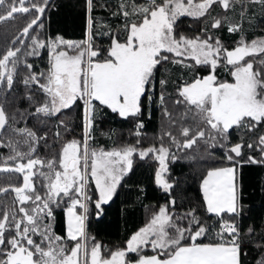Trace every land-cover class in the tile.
Here are the masks:
<instances>
[{
  "label": "snow or ice",
  "instance_id": "snow-or-ice-1",
  "mask_svg": "<svg viewBox=\"0 0 264 264\" xmlns=\"http://www.w3.org/2000/svg\"><path fill=\"white\" fill-rule=\"evenodd\" d=\"M243 2L118 0L112 16L122 23L113 27L98 25L94 0H85L84 38L75 40L60 35L41 39L39 33L30 36L34 26L43 28L49 0H0V22L18 14L30 17L11 46L0 51V86L11 91L22 84L23 98L34 109L17 110L21 118L54 117L82 106V139L63 140L58 128L55 136L63 142L48 158L38 154L47 133L41 136L31 128L16 127V114L9 116L0 104V132L9 134L7 140L0 138V147L9 149V155H0V172L21 178L17 184L0 187V195L14 194L11 204L3 205L0 212V264H243L245 243L264 248V241H254L255 228L249 226L242 233L239 223L245 208L243 168L264 166V133L247 143L243 136L239 142L231 140L232 130L255 133L264 126V36L248 41L241 34L234 44L226 45L206 28L194 36L178 31L181 17L206 18L215 4L229 10ZM249 2L264 6V0ZM225 25L229 33L242 32V25L227 17L211 20L213 29ZM22 37H30L23 56H40L43 50L46 69L36 71L22 58ZM97 37H106L109 43L101 46ZM169 63L193 73L176 85L171 101L184 110L180 113L182 140L167 131L159 145L141 147L143 116L146 111L151 115L153 103H159L173 125L177 123L165 94L167 79L158 81L161 90L156 95L158 66ZM197 68L207 74L200 75ZM221 68L230 79L218 77ZM103 108L134 121V144L92 147L97 112ZM188 120L191 124L186 126L183 122ZM59 125L65 132L70 130L64 120ZM164 136L179 149H190L203 140L223 150L220 166L210 167L201 176V211L197 207L182 213L173 210L175 184L167 174L169 160L176 157L163 143ZM253 151L259 155H252ZM134 156L141 160L151 156L158 162L154 182L169 199L123 246L108 249L87 232L89 207L94 205L97 216L103 214L102 206L132 171ZM58 208L64 213V235L54 228ZM257 264H264V257Z\"/></svg>",
  "mask_w": 264,
  "mask_h": 264
},
{
  "label": "trees",
  "instance_id": "trees-1",
  "mask_svg": "<svg viewBox=\"0 0 264 264\" xmlns=\"http://www.w3.org/2000/svg\"><path fill=\"white\" fill-rule=\"evenodd\" d=\"M118 0H94L96 7L93 10V16L97 18V24H110L113 27L119 26L122 21L112 16L115 5ZM143 3L144 0H137ZM104 4L105 7H100ZM111 5L112 7H109ZM244 16L241 18V10ZM85 0H49V7L46 9L42 17L43 28L34 26L30 30V36L39 33L40 38L44 36L55 37L63 36L65 39H83L85 33ZM227 17L229 20L242 25V32L229 33L227 26L218 29L211 28L212 18ZM30 19L27 15H17L14 19L6 22H0V51L6 50L11 46L14 38L20 33L21 29ZM208 29L209 33L214 37H219L226 45H232L240 39L241 34L245 39L251 41L258 37L264 36V6L260 4L250 3L244 0L243 4L236 3L229 10H224L219 4L213 5L206 18L181 17L178 21V31L187 35L194 36L201 32L202 29ZM96 43L106 46L109 41L106 37H97ZM30 44V37H26L25 45L22 47V58L28 63H32L34 70L42 71L47 68V54L43 50L40 56H23V51H27L26 45ZM19 46V45H18ZM23 69H21V73ZM196 72L200 75L207 74L203 68H197ZM193 73L190 70L183 69L179 65L171 63L158 66L156 72V95L161 90L158 81L167 79L165 94L168 101L169 110L173 113V119L177 121L173 125L167 118L163 116L162 108L158 102L150 106L151 115L145 112L143 120L145 127L142 130L141 147L149 145H159L160 137L168 130L174 136L182 140L179 134H175L171 129L173 127L180 128V113L183 108L177 109L171 103L175 98L176 85L183 80L190 79ZM217 75L220 79H230L225 69H218ZM24 86L17 84L14 90L5 91L0 87V104H3L9 116L16 114V127H28L43 136L47 133V140L41 142L38 154L42 157L51 158V156L59 151L63 141L55 136V132L59 128L63 140L72 138L82 139V106L79 104L70 110H64L62 113L54 117H35L25 116L21 118L18 111L23 112L25 109L34 111L29 107L28 100L24 99ZM168 94H172L169 96ZM40 99L39 94L36 95ZM98 109L100 106L97 105ZM64 120L68 128V132L59 125V121ZM43 121V122H42ZM169 123V125H166ZM183 123L191 124V121ZM134 131V121L131 119L124 120L119 118L107 108L98 110L95 126L93 129L92 147H111L136 142V137L131 135ZM108 135H105V134ZM260 133H264V126L259 127L255 133H249L244 130H232L231 140L233 143L239 142V137L243 136L245 142L255 139ZM8 133H1L0 138L8 139ZM15 138V137H13ZM169 138L164 136L163 143L170 147ZM173 149V148H172ZM178 156L168 162V177L174 182L175 187L171 195L177 200V204L173 209L177 213L191 208L197 207L201 202V194L199 184L202 174L207 169L214 166H220L218 161L223 155V150L217 146L212 148L205 144L203 140L198 141L190 149H179ZM245 153H248L245 148ZM258 156L259 153L253 151L251 153ZM0 155L6 157L9 155V149L0 147ZM176 156V155H175ZM158 167L151 156L141 160L138 156H134V165L121 181L113 198L102 206L103 214L97 216L94 205L90 204L89 216L87 220V232L89 236H94L95 240L105 245L108 249H114L123 246L125 241L140 227L144 226L150 219L153 212L158 210V206L168 202L169 194L165 193L154 182V172ZM21 178L16 173H0V187H8L12 184L19 183ZM243 203L245 205L243 216L240 218L241 231L246 232L249 226L255 228L256 236L254 241H264V166L246 165L243 168ZM13 193L9 192L0 197V212L3 205H10ZM64 213L62 209H56V219L54 223L55 231L64 235ZM247 240V237L245 238ZM243 264H257V261L264 257V248H256L252 243H245ZM150 254V253H149Z\"/></svg>",
  "mask_w": 264,
  "mask_h": 264
},
{
  "label": "rangeland",
  "instance_id": "rangeland-1",
  "mask_svg": "<svg viewBox=\"0 0 264 264\" xmlns=\"http://www.w3.org/2000/svg\"><path fill=\"white\" fill-rule=\"evenodd\" d=\"M219 6H220V5H219ZM46 38H48V36H44V38H42V39H46ZM166 125H169V123H166ZM187 125H189V124H186V126H187ZM171 130H172L175 134H179V133H180V128H177V129H176V127H173ZM167 131H168V130H167ZM167 131H166V132H167ZM93 134H94V133H92V136H94ZM177 136H178V135H177ZM177 136H176V137H177ZM177 139H178V137H177ZM93 141H95V139H93ZM167 141L170 142L169 139H168ZM166 146H168V145H166ZM172 148H173V149H172ZM171 151H172V153H174V155H176L175 157L178 156V154H179V153H178V152H179V148H177V147H175V146H172V147H171ZM171 160H174V159H170L169 162H170Z\"/></svg>",
  "mask_w": 264,
  "mask_h": 264
},
{
  "label": "water",
  "instance_id": "water-1",
  "mask_svg": "<svg viewBox=\"0 0 264 264\" xmlns=\"http://www.w3.org/2000/svg\"><path fill=\"white\" fill-rule=\"evenodd\" d=\"M19 34H20V33H19ZM19 34H18V35H19ZM18 35H17V36H18ZM17 36H16V37H17ZM16 37L14 38V40L16 39ZM22 38H23L24 40L26 39V37H22ZM14 40H13V41H14ZM0 87H1V86H0ZM1 133H2V132H0V135H1ZM0 173H7V172H0ZM0 197H1V195H0Z\"/></svg>",
  "mask_w": 264,
  "mask_h": 264
},
{
  "label": "crops",
  "instance_id": "crops-1",
  "mask_svg": "<svg viewBox=\"0 0 264 264\" xmlns=\"http://www.w3.org/2000/svg\"><path fill=\"white\" fill-rule=\"evenodd\" d=\"M65 219V218H64Z\"/></svg>",
  "mask_w": 264,
  "mask_h": 264
}]
</instances>
